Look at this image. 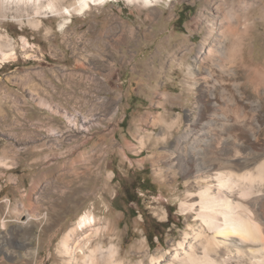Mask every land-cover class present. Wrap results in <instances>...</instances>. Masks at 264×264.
<instances>
[{
	"label": "rangeland",
	"instance_id": "obj_1",
	"mask_svg": "<svg viewBox=\"0 0 264 264\" xmlns=\"http://www.w3.org/2000/svg\"><path fill=\"white\" fill-rule=\"evenodd\" d=\"M154 2L0 22V264H66L84 214L118 259L173 254L199 223L181 209L197 149H264V0Z\"/></svg>",
	"mask_w": 264,
	"mask_h": 264
},
{
	"label": "bare ground",
	"instance_id": "obj_2",
	"mask_svg": "<svg viewBox=\"0 0 264 264\" xmlns=\"http://www.w3.org/2000/svg\"><path fill=\"white\" fill-rule=\"evenodd\" d=\"M104 1L0 0V22L12 17L20 24L39 27L43 20L37 17L58 16L63 19L60 23L63 27L75 12L83 13L91 3ZM144 1L155 3V0ZM234 31L235 41L231 46L235 53L241 50V38L248 28L240 27ZM11 44L10 39L0 33V51ZM207 47L204 40L201 51H206ZM221 53H226V47ZM239 74L261 76L259 71L244 70ZM244 86L253 91L257 87L248 82ZM207 133L208 130H201V134ZM237 146L225 140L223 146L212 150L207 147L197 149L193 154L196 168L192 178L197 191L189 194L188 202L181 203L185 214L194 213L199 222L197 228L192 233L185 232L173 254L153 256L148 262L139 260L136 264H264V149L240 150ZM173 157H176L179 168L185 171L187 164L183 153L177 150ZM95 221L94 216L84 214L77 229L65 235L62 241L65 263L132 264L129 259H118L119 251L114 246L109 251L105 249L103 236L110 234V229Z\"/></svg>",
	"mask_w": 264,
	"mask_h": 264
},
{
	"label": "trees",
	"instance_id": "obj_3",
	"mask_svg": "<svg viewBox=\"0 0 264 264\" xmlns=\"http://www.w3.org/2000/svg\"><path fill=\"white\" fill-rule=\"evenodd\" d=\"M144 182H147L146 179H145ZM145 189H148V187L145 188ZM127 200H128V202H137V203H140V199H135V197H127Z\"/></svg>",
	"mask_w": 264,
	"mask_h": 264
}]
</instances>
